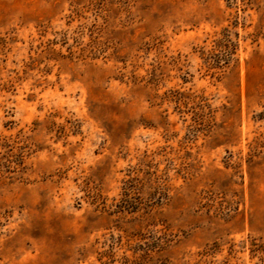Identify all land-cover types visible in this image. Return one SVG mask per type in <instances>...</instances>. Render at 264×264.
<instances>
[{"label":"rangeland","instance_id":"obj_1","mask_svg":"<svg viewBox=\"0 0 264 264\" xmlns=\"http://www.w3.org/2000/svg\"><path fill=\"white\" fill-rule=\"evenodd\" d=\"M0 264H264V0H0Z\"/></svg>","mask_w":264,"mask_h":264}]
</instances>
